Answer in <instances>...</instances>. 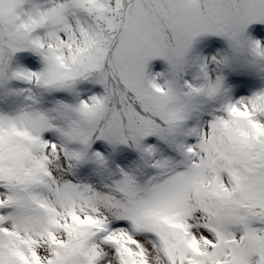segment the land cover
Masks as SVG:
<instances>
[{
    "label": "snow or ice",
    "instance_id": "snow-or-ice-1",
    "mask_svg": "<svg viewBox=\"0 0 264 264\" xmlns=\"http://www.w3.org/2000/svg\"><path fill=\"white\" fill-rule=\"evenodd\" d=\"M0 264H264V0H0Z\"/></svg>",
    "mask_w": 264,
    "mask_h": 264
}]
</instances>
